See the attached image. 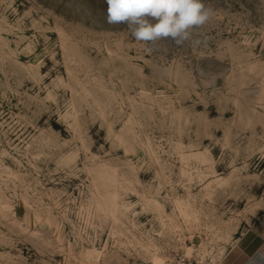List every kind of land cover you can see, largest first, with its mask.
<instances>
[{
	"label": "rangeland",
	"instance_id": "obj_1",
	"mask_svg": "<svg viewBox=\"0 0 264 264\" xmlns=\"http://www.w3.org/2000/svg\"><path fill=\"white\" fill-rule=\"evenodd\" d=\"M204 2L148 52L105 0H0V264H226L264 239V0Z\"/></svg>",
	"mask_w": 264,
	"mask_h": 264
},
{
	"label": "clouds",
	"instance_id": "obj_2",
	"mask_svg": "<svg viewBox=\"0 0 264 264\" xmlns=\"http://www.w3.org/2000/svg\"><path fill=\"white\" fill-rule=\"evenodd\" d=\"M106 22L127 25L136 41L152 52L161 41L182 45L210 20L213 10L204 0H105Z\"/></svg>",
	"mask_w": 264,
	"mask_h": 264
},
{
	"label": "crops",
	"instance_id": "obj_3",
	"mask_svg": "<svg viewBox=\"0 0 264 264\" xmlns=\"http://www.w3.org/2000/svg\"><path fill=\"white\" fill-rule=\"evenodd\" d=\"M235 255L226 264H264V239L257 241L253 248L240 249V253Z\"/></svg>",
	"mask_w": 264,
	"mask_h": 264
},
{
	"label": "built area",
	"instance_id": "obj_4",
	"mask_svg": "<svg viewBox=\"0 0 264 264\" xmlns=\"http://www.w3.org/2000/svg\"><path fill=\"white\" fill-rule=\"evenodd\" d=\"M178 264H181V263H178Z\"/></svg>",
	"mask_w": 264,
	"mask_h": 264
}]
</instances>
